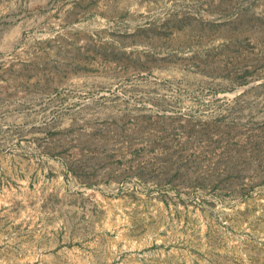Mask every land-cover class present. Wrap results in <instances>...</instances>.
I'll use <instances>...</instances> for the list:
<instances>
[{"label":"rangeland","instance_id":"rangeland-1","mask_svg":"<svg viewBox=\"0 0 264 264\" xmlns=\"http://www.w3.org/2000/svg\"><path fill=\"white\" fill-rule=\"evenodd\" d=\"M0 264H264V0H0Z\"/></svg>","mask_w":264,"mask_h":264}]
</instances>
